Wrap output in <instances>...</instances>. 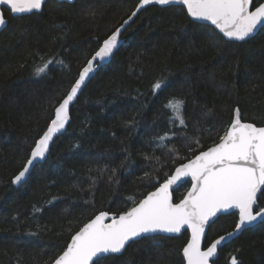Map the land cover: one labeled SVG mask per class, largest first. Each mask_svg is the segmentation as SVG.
<instances>
[{"label":"trees","instance_id":"16d2710c","mask_svg":"<svg viewBox=\"0 0 264 264\" xmlns=\"http://www.w3.org/2000/svg\"><path fill=\"white\" fill-rule=\"evenodd\" d=\"M263 1L254 0V8ZM137 4L48 1L41 13L22 17L4 9L9 23L0 35V264H52L96 215L122 214L180 164L217 143L234 109L244 122L264 126V32L230 42L193 22L181 6H151L138 14L124 32V45L82 92L49 159L16 188L12 181L55 108ZM49 59L47 73L37 76L35 69ZM157 80L163 84L154 92ZM173 98L184 101L188 125L183 134L171 129L177 132L175 157L154 147V137L170 130L172 114L165 105ZM185 135L198 138L200 146L189 150ZM190 187L188 181L174 192L176 203ZM258 207L264 208V197ZM237 221L236 214L217 219L204 247L233 231ZM188 239V233L143 238L104 264H185ZM233 255L240 264H264V224L227 244L215 264H230Z\"/></svg>","mask_w":264,"mask_h":264},{"label":"snow or ice","instance_id":"6c2138e0","mask_svg":"<svg viewBox=\"0 0 264 264\" xmlns=\"http://www.w3.org/2000/svg\"><path fill=\"white\" fill-rule=\"evenodd\" d=\"M46 0H0L3 6L13 14H32L42 10ZM148 5L182 6L188 17L194 21H207L219 30L229 41H246L258 31L264 32V3H259L252 10L253 0H138L132 12L135 17L140 9ZM124 21V25L129 23ZM6 25L3 11H0V28ZM123 25L102 41L101 46L83 67L78 79L71 86L66 97L55 108L47 130L35 142L24 167L14 177L13 183L20 185L33 168L34 162L44 160L49 153L53 138L61 133L69 121V106L77 97L79 90L89 74L94 71L97 61L111 57L120 43L119 37ZM43 59V58H42ZM53 63L49 59L35 69L37 76L47 73ZM63 64V61H58ZM163 81L157 80L153 91L160 90ZM171 112L168 119L169 131L154 137V147L164 149L175 157L178 127L185 133L188 125L184 117V101L173 98L165 105ZM182 142L189 150L194 144L200 146L198 138L183 137ZM169 144L172 145L169 148ZM146 159L151 157L146 156ZM159 161V158H156ZM103 171V169H101ZM113 179L116 169H112ZM150 175L145 173V176ZM182 177H190L191 188L178 203L173 201L172 186ZM118 182V181H117ZM258 193L264 197V127L243 122L240 109H234V118L228 128L219 136V140L207 150L188 159V162L175 168L174 174L118 217L113 216L110 223L106 212H101L86 223L71 238L66 250L59 254L52 264H104L105 260L123 254L130 242L138 238L155 239L154 234H180L190 230V239L182 249L186 264H215L218 246L229 238L236 236L242 229H248L254 222L264 224V208L257 206ZM238 215L235 230L227 237L221 236L202 248L205 229L209 221H214L218 214ZM230 264H240L235 255Z\"/></svg>","mask_w":264,"mask_h":264},{"label":"water","instance_id":"95a60500","mask_svg":"<svg viewBox=\"0 0 264 264\" xmlns=\"http://www.w3.org/2000/svg\"><path fill=\"white\" fill-rule=\"evenodd\" d=\"M48 1H56V2H59V3H68V4H74L77 0H46V3L48 2ZM45 3V4H46ZM262 3H264V1L262 2ZM45 4L43 5V8H42V10L40 11V12H38V13H41L42 11H43V9H44V6H45ZM151 6H158V5H148V6H146L145 8H142V9H140V11L139 12H137V14H136V16L135 17H132L131 18V20H129V18L128 19H126V20H129V23L127 24V25H124V22H123V29H122V31H121V35H120V37H119V41H120V43L118 44V46H117V49L113 52V55L111 56V57H108V58H106L104 61H97L96 62V64L94 65V71L92 72V73H90L89 74V77H88V79L85 81V83H84V85H82V87H81V89L79 90V92H78V94H77V97L74 99V101L72 102V104L69 106V121H68V124L66 125V127H65V129L61 132V133H58L54 138H53V141L50 143V145H49V153L46 155V158L44 159V160H40V161H38V162H34V167L33 168H30L29 169V173H27L26 174V177H25V180L20 184V185H16V184H14V186L16 187V188H20L24 183H26V181L28 180V178L30 177V175H31V173H32V171L35 169V167L36 166H38L39 164H44L48 159H49V156H50V153H51V149H52V145H53V143L55 142V140L58 138V137H60V136H62V135H64L66 132H67V130H68V128H69V125H70V123H71V120H72V117H71V111H72V108H73V106L76 104V102H77V100H78V98L81 96V94H82V92L84 91V89L86 88V86L89 84V82L92 80V78L103 68V67H105L106 65H108L109 63H111V61L113 60V58L115 57V55L117 54V52L121 49V47L124 45V43H125V39L123 38V35H124V32L126 31V29L131 25V23L135 20V18L138 16V14L141 12V11H143L144 9H146V8H148V7H151ZM159 7H161V8H166V7H171V6H159ZM182 7V6H181ZM4 9H6V8H4L3 6H0V11H3V14H4ZM252 10H254V0H253V5H252ZM36 12H34V13H32V14H35ZM32 14H13V13H11V15L13 16V17H22V16H29V15H32ZM4 16H5V14H4ZM132 16V15H131ZM130 16V17H131ZM190 18V17H189ZM5 19H6V25L3 27V28H0V35H1V33L6 29V27L8 26V23H9V19H7L6 17H5ZM193 22H196V23H200V24H205V25H208V26H211L212 28H214L215 29V26H213V25H211L210 24V22H207V21H194L192 18H190ZM121 25V26H122ZM120 26V27H121ZM119 27V28H120ZM218 33H219V30L218 29H215ZM260 31H258L257 33H255L253 36H251V37H249L247 40H250V39H252L253 37H255L258 33H259ZM221 36H222V34L221 33H219ZM223 37V36H222ZM224 38V37H223ZM224 39H226L227 40V38H224ZM246 40V41H247ZM227 41H229V40H227ZM230 42H237V43H242V42H245V41H240V42H238V41H230ZM92 58V57H91ZM82 71V70H81ZM241 113V112H240ZM54 118V117H53ZM233 118H234V116H233ZM241 119H242V115H241ZM243 121V120H242ZM244 122V121H243ZM247 123H249V122H247ZM255 125V124H254ZM255 126H257V125H255ZM258 127V126H257ZM264 127V126H263ZM174 174V173H173ZM172 174V175H173ZM191 182L190 181V177H182L179 181H177V183L176 184H174L173 186H172V189H171V192H172V197H173V201L175 202V200H174V192L176 191V190H178L182 185H184L185 183H187V182ZM191 188V187H190ZM190 190V189H189ZM154 191H156V190H154ZM153 192V191H152ZM187 194V193H186ZM259 199H260V195H259V193H258V201H257V206H258V204H259ZM178 203V202H177ZM236 210H230V213H227V214H218L217 215V217L216 218H214V221H216L217 219H219L220 217H222V216H227V215H230L231 213H233V212H235ZM106 213H108V212H106ZM123 214V213H122ZM99 215V214H98ZM108 215H109V219L108 220H106L105 221V223H110L111 222V218L113 217V216H119V215H116V214H110V213H108ZM95 218V217H94ZM93 218V219H94ZM90 222V221H89ZM214 222L213 221H209V226H207L206 227V229H205V240H204V242H203V244H202V248H205L204 247V244H205V241H206V238H207V235H208V232H209V229H210V227H211V225L213 224ZM260 224V222L259 221H257V222H254L253 223V225L251 226V227H249L248 229H251V228H253V227H255V226H257V225H259ZM235 230V229H234ZM233 230V231H234ZM247 229H242L239 233H237L236 234V236H234V237H232V238H229V239H227L226 241H224V242H222V244L220 245V246H218V250H217V255H216V257H214L213 258V260H214V262L219 258V256H220V251H221V249H223L227 244H229V243H231L232 241H234L235 239H237L239 236H241V234L244 232V231H246ZM233 231H231V232H233ZM184 233H188L189 234V239H190V230H186V232H181L180 234H168V233H158V234H154L155 236H164V237H172V238H174V237H179V236H181V235H183ZM230 233V232H229ZM222 236H224V237H227L228 236V233L227 234H225V235H222ZM221 237V236H220ZM220 237H218L217 239H219ZM143 238H138V240L137 241H140V240H142ZM216 240V239H215ZM214 240V241H215ZM136 241V242H137ZM213 241V242H214ZM70 243H71V241H70ZM69 243V244H70ZM131 243H133V242H130V244ZM128 248V246H126V249ZM122 254H119V255H116V256H121ZM185 264H186V262H185ZM210 264H211V262H210Z\"/></svg>","mask_w":264,"mask_h":264}]
</instances>
